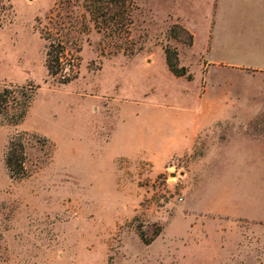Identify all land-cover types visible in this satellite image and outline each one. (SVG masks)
I'll return each mask as SVG.
<instances>
[{
	"label": "rangeland",
	"instance_id": "1",
	"mask_svg": "<svg viewBox=\"0 0 264 264\" xmlns=\"http://www.w3.org/2000/svg\"><path fill=\"white\" fill-rule=\"evenodd\" d=\"M217 1L131 0L113 33L85 0H0V91L30 94L0 114V264H264V74L208 62ZM49 40L73 64L56 75Z\"/></svg>",
	"mask_w": 264,
	"mask_h": 264
},
{
	"label": "trees",
	"instance_id": "2",
	"mask_svg": "<svg viewBox=\"0 0 264 264\" xmlns=\"http://www.w3.org/2000/svg\"><path fill=\"white\" fill-rule=\"evenodd\" d=\"M131 0H85V9L89 12L90 18L94 23L95 28L108 30L115 33V30H122L130 24L127 13L128 3ZM115 29V30H113ZM48 39V38H45ZM165 62L170 72L177 76H186L191 79L190 74H187L184 66H179L177 53L169 47L164 48ZM66 55V48L60 41L49 40L46 45V67L51 75H56L64 70L66 65L71 67L72 61H63ZM72 77H65L63 82H68ZM19 95L22 99L17 100ZM11 97V99H10ZM30 94L25 92L23 87L18 88L7 86L0 91V114L8 113L9 109L16 108L14 105H19L18 113L14 116L13 122L18 124L23 119L28 107ZM24 144L20 139H11L9 141L5 153V166L10 175L21 176L24 174ZM148 243V242H147Z\"/></svg>",
	"mask_w": 264,
	"mask_h": 264
},
{
	"label": "crops",
	"instance_id": "3",
	"mask_svg": "<svg viewBox=\"0 0 264 264\" xmlns=\"http://www.w3.org/2000/svg\"><path fill=\"white\" fill-rule=\"evenodd\" d=\"M264 0H218L210 27L209 43L205 52L211 54L215 65L229 66L232 71L254 70L264 74V26L262 21L252 26L241 18L247 11L240 3ZM194 44V40H193ZM249 66H254L249 67ZM196 130L188 140L175 137V153L190 149L195 144Z\"/></svg>",
	"mask_w": 264,
	"mask_h": 264
}]
</instances>
